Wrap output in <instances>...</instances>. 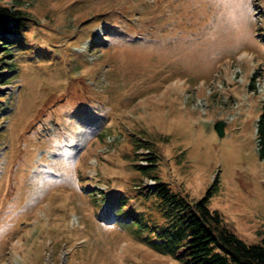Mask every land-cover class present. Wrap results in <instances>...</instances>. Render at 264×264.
<instances>
[{"label": "rangeland", "instance_id": "374dc122", "mask_svg": "<svg viewBox=\"0 0 264 264\" xmlns=\"http://www.w3.org/2000/svg\"><path fill=\"white\" fill-rule=\"evenodd\" d=\"M0 4L31 18L0 49V74L13 71L0 84V264H181L147 246L165 228L141 190L155 182L190 202L210 191L206 207L260 244L264 0Z\"/></svg>", "mask_w": 264, "mask_h": 264}, {"label": "trees", "instance_id": "16d2710c", "mask_svg": "<svg viewBox=\"0 0 264 264\" xmlns=\"http://www.w3.org/2000/svg\"><path fill=\"white\" fill-rule=\"evenodd\" d=\"M29 21H31L29 13L24 10L0 4L1 51L6 42L13 43L17 40L10 41L5 34L17 32ZM12 73L13 71H10V74L1 73L0 84L10 83L8 77ZM258 73V71L252 73L247 84L249 89L254 88ZM255 136L259 156L264 160V95L261 113L256 122ZM134 146L135 150L147 148V145L141 143ZM144 160L148 167L137 165L138 170L144 171L151 167L150 163L155 157ZM141 190L144 197H152L165 222L164 231L156 235L160 243L152 242L147 245L154 251L163 253L165 250L167 256L181 264H264V238L259 245H248L230 232L222 223L219 214L206 207L210 191L205 197L190 202L179 193L171 192L167 185L160 182H155L153 187L142 186Z\"/></svg>", "mask_w": 264, "mask_h": 264}, {"label": "water", "instance_id": "95a60500", "mask_svg": "<svg viewBox=\"0 0 264 264\" xmlns=\"http://www.w3.org/2000/svg\"><path fill=\"white\" fill-rule=\"evenodd\" d=\"M223 126L224 122L222 120H217L213 124V128L219 137L223 135Z\"/></svg>", "mask_w": 264, "mask_h": 264}]
</instances>
